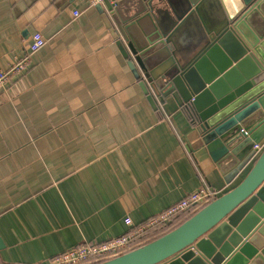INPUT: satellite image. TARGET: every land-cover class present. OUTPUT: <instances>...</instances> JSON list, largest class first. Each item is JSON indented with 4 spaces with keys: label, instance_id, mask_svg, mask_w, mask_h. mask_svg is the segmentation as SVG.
<instances>
[{
    "label": "crops",
    "instance_id": "crops-1",
    "mask_svg": "<svg viewBox=\"0 0 264 264\" xmlns=\"http://www.w3.org/2000/svg\"><path fill=\"white\" fill-rule=\"evenodd\" d=\"M93 2L0 0V70L17 57L29 65L0 92V264H45L69 248L117 237L127 218L138 224L201 186L222 195L237 184L210 177L209 156L189 150L196 137L187 121L164 117L130 88L116 90L125 82L119 65L99 56L80 22ZM212 8L198 17L202 27L214 24ZM35 32L46 44L31 54ZM195 36L187 28L182 42L192 44ZM42 74L61 76L60 96L43 89L36 111L27 105L33 100L17 103L13 86L28 79L40 89ZM71 103L77 111L89 103L94 109L74 116L79 125L59 135L60 150L54 142L38 146L35 112L63 121Z\"/></svg>",
    "mask_w": 264,
    "mask_h": 264
},
{
    "label": "water",
    "instance_id": "water-1",
    "mask_svg": "<svg viewBox=\"0 0 264 264\" xmlns=\"http://www.w3.org/2000/svg\"><path fill=\"white\" fill-rule=\"evenodd\" d=\"M208 5L216 11L214 24L202 27L198 17ZM263 5L94 0L86 9L80 22L93 49L113 57L125 77L116 90L130 88L164 117L187 121L196 137L189 150L209 156L210 177L237 183L162 236L98 264H264V21L257 19ZM186 27L196 33L192 44L182 42ZM39 78L40 89L28 79L13 86L17 103L33 100L27 105L36 111L43 89L63 90L60 75ZM71 106L58 122L35 112L38 146L54 142L60 150L59 135L79 125L74 116L94 109ZM56 168L57 175L63 171Z\"/></svg>",
    "mask_w": 264,
    "mask_h": 264
},
{
    "label": "built area",
    "instance_id": "built-area-1",
    "mask_svg": "<svg viewBox=\"0 0 264 264\" xmlns=\"http://www.w3.org/2000/svg\"><path fill=\"white\" fill-rule=\"evenodd\" d=\"M85 12L86 10L83 11ZM74 13L76 17L81 14L79 10ZM45 44L43 34L35 32L28 49L34 54ZM28 66V58L17 57L9 64L7 70H0V92L9 86L15 76L26 72ZM217 195V192L208 186H201L179 202L138 224L127 218L128 228L123 234L106 241L84 243L69 248L49 258L45 264H98L125 254L167 233L180 221L214 200Z\"/></svg>",
    "mask_w": 264,
    "mask_h": 264
}]
</instances>
